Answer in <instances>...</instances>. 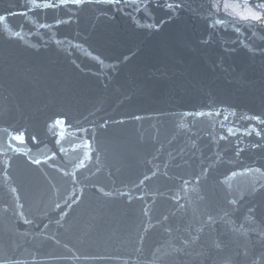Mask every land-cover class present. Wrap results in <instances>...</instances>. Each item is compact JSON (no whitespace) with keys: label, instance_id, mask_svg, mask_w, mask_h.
Wrapping results in <instances>:
<instances>
[{"label":"water","instance_id":"95a60500","mask_svg":"<svg viewBox=\"0 0 264 264\" xmlns=\"http://www.w3.org/2000/svg\"><path fill=\"white\" fill-rule=\"evenodd\" d=\"M0 264H264V0H0Z\"/></svg>","mask_w":264,"mask_h":264}]
</instances>
